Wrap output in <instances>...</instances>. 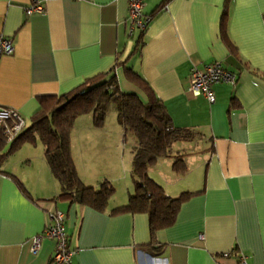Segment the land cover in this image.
Here are the masks:
<instances>
[{
	"label": "crops",
	"instance_id": "obj_1",
	"mask_svg": "<svg viewBox=\"0 0 264 264\" xmlns=\"http://www.w3.org/2000/svg\"><path fill=\"white\" fill-rule=\"evenodd\" d=\"M34 1L43 11L29 15ZM225 7L235 54L221 38ZM143 11L155 16L137 46L129 0H0V34L15 47L0 58V108L16 110L29 127L39 97L64 95L99 74L116 76L121 93L147 102L126 76L131 68L162 101L171 125L190 133L149 167V176L169 197L199 194L150 245L146 214H112L135 192L137 142L128 144L118 121L95 128L83 115L71 132L73 160L85 185H114L107 209L59 199L43 144H23L0 163V264H55L54 241L44 239L37 254L30 250L55 211L66 218L72 264H240L242 256L264 264V78L251 72L264 74V0H146ZM214 61L236 72L238 83L215 85L213 105L188 98L191 69ZM176 156L184 157L183 176L174 171Z\"/></svg>",
	"mask_w": 264,
	"mask_h": 264
},
{
	"label": "trees",
	"instance_id": "obj_2",
	"mask_svg": "<svg viewBox=\"0 0 264 264\" xmlns=\"http://www.w3.org/2000/svg\"><path fill=\"white\" fill-rule=\"evenodd\" d=\"M145 15L152 21L155 13ZM227 24L228 9L225 7L220 25L221 38L231 54H235L237 49L229 39ZM145 32L139 31L137 46L142 44ZM251 72L264 78V74L255 70ZM125 73L128 80L146 94L147 102L136 94L121 93L117 77L106 79L105 74L86 80L64 95L39 97L40 108L32 116L30 126L12 143L7 154L0 155V163L23 144H35L39 140L44 146L50 171L60 187L58 198L99 211L106 210L115 194V187L106 179L98 187L84 184L73 160L71 132L77 119L90 113L93 115L94 127L102 128L114 104L119 125L123 127L125 135L130 133L133 136L137 146L131 169L135 192L130 195L127 204L113 209L112 214H146L149 218L150 245H154L157 244V233L172 227L182 205L199 192H184L178 197H169L162 186L149 176V167L160 158L171 156L172 144L189 139L190 133L171 125L164 104L146 80L131 68H125ZM234 105L235 102L231 104L230 110ZM6 145L4 135L0 134V148ZM173 168L177 175H185L188 169L184 157L176 156ZM17 184L28 198H32L20 182L17 181Z\"/></svg>",
	"mask_w": 264,
	"mask_h": 264
},
{
	"label": "built area",
	"instance_id": "obj_3",
	"mask_svg": "<svg viewBox=\"0 0 264 264\" xmlns=\"http://www.w3.org/2000/svg\"><path fill=\"white\" fill-rule=\"evenodd\" d=\"M146 0H129V18L131 21L130 36L136 31H146L151 23V18L146 17L143 9ZM43 11V5L34 1L27 13ZM15 47L11 39L0 34V58L5 55H12ZM239 81L236 72L225 68L220 62L214 61L204 66L203 69L193 67L191 69L190 84L185 89V95L190 99L203 97L210 105L216 103L214 86L217 84H228L235 86ZM27 128L24 119L16 110L12 108H0V134L4 135L6 144L12 143ZM65 215L60 211L49 214V223L45 226L42 234L31 239L30 250L37 254L44 239H50L55 243V250L52 261L55 264H72L75 251L70 249L69 237L65 228ZM201 239L203 236L200 237ZM240 264H247L245 257L240 258Z\"/></svg>",
	"mask_w": 264,
	"mask_h": 264
},
{
	"label": "rangeland",
	"instance_id": "obj_4",
	"mask_svg": "<svg viewBox=\"0 0 264 264\" xmlns=\"http://www.w3.org/2000/svg\"><path fill=\"white\" fill-rule=\"evenodd\" d=\"M139 32V31H138ZM135 35L137 36V31L135 33ZM134 35L135 39H136V36ZM84 119H87V118H92L93 120V115L90 113V114H87V115H84L83 116ZM82 119V120H84ZM106 122L107 121H113V122H117L118 119H117V111H116V106L113 104L109 110V113L107 114V117H106ZM27 122V121H26ZM127 138H128V144L131 142V141H134V138L132 135H130V133H128L127 135ZM11 147V145H7V148L9 149ZM9 151V150H8ZM18 154V153H17ZM16 152L13 154V155H17ZM12 155V156H13ZM15 158V156H13ZM125 161H124V166L126 165V167L128 168V166H130V161H129V158L128 156H125ZM129 177H130V174H129Z\"/></svg>",
	"mask_w": 264,
	"mask_h": 264
}]
</instances>
